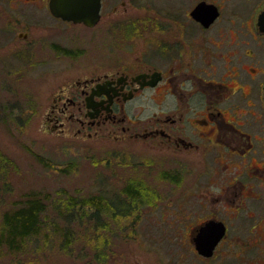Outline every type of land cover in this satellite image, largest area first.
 Listing matches in <instances>:
<instances>
[{"label":"flooded vegetation","instance_id":"af4514ba","mask_svg":"<svg viewBox=\"0 0 264 264\" xmlns=\"http://www.w3.org/2000/svg\"><path fill=\"white\" fill-rule=\"evenodd\" d=\"M263 11L264 0H100L93 26L49 10V35L9 24L20 54L53 74L40 102L47 132L111 153L159 151L172 162L162 181L175 185L191 175L196 209L168 222L178 241L159 264H264ZM79 26L95 34L59 33ZM210 221L224 232L208 249Z\"/></svg>","mask_w":264,"mask_h":264},{"label":"rangeland","instance_id":"374dc122","mask_svg":"<svg viewBox=\"0 0 264 264\" xmlns=\"http://www.w3.org/2000/svg\"><path fill=\"white\" fill-rule=\"evenodd\" d=\"M45 4L46 0H0V154L12 159L6 177L0 180L9 184V189L0 191V216L21 207L22 197L31 192L38 193L47 204L40 238L28 239L24 252L10 251L0 244V264H159L166 257L165 244L178 241L173 233L163 232L168 222L196 209L193 197L187 195L194 188L190 185L192 177H178L177 185L162 181V166L172 162L162 159L159 151L140 146L111 153V147L100 146L103 144L70 143L46 131L40 102L43 105L47 98L46 78L53 74L44 72L48 68L37 65V58L20 54V45L14 41L16 31L9 27L16 22L33 34L49 35L53 20ZM83 28L59 33L95 34L96 27ZM154 109L150 106L151 111ZM260 125L264 126L262 122ZM128 183L137 197L120 196L129 203L127 211L126 203L114 194H124ZM99 194L109 195L114 202L112 211L104 209L101 214L100 223L106 227H96L85 219L73 221L70 229L76 236L66 247L72 250H62L63 237L52 232L61 228L55 225L59 215L54 207L65 210L66 198ZM162 203L170 204L164 209ZM98 242L100 246L94 248Z\"/></svg>","mask_w":264,"mask_h":264},{"label":"trees","instance_id":"16d2710c","mask_svg":"<svg viewBox=\"0 0 264 264\" xmlns=\"http://www.w3.org/2000/svg\"><path fill=\"white\" fill-rule=\"evenodd\" d=\"M12 164V159L0 154V180H4L5 174L9 171V168ZM9 184L5 180L4 182H0V191H5L9 189ZM132 186L128 183L127 187L124 189V194L126 197L135 198L136 192L132 190ZM75 197V196H74ZM74 197L66 198L65 204L62 210L61 207H54V211L59 218L58 222H55L57 227H61L57 231H52L54 234H59L60 237H63L62 244L64 245L63 249H68V252L72 250V248H66L67 246H71L74 241V237L76 236L74 231L70 229V225L73 221H79L81 223L84 219L90 221L91 225H95L96 227L104 228L105 225L100 223L101 214L104 209L111 210L114 208V202H111L110 199L104 194L89 196V197H80V199H76ZM46 199H41L38 193L31 192L22 197L21 207L17 209L10 210L4 212L0 219V244L4 243V245L10 251H25V242L30 238H40L39 234L42 233L43 229L41 228L46 221L47 217ZM79 200V202H77ZM126 201V200H125ZM125 201H123L125 203ZM77 202V203H74ZM102 203L106 206L102 205ZM129 210V203L126 202ZM84 206V207H82ZM85 209H89L90 212L86 213ZM75 213V214H74ZM125 214L122 213L121 215ZM103 215V214H102ZM49 218V216H48ZM26 238V239H25ZM79 238V237H78ZM25 239V240H24ZM99 242L94 248H98ZM24 264L22 261L17 264ZM32 264V263H31Z\"/></svg>","mask_w":264,"mask_h":264},{"label":"water","instance_id":"95a60500","mask_svg":"<svg viewBox=\"0 0 264 264\" xmlns=\"http://www.w3.org/2000/svg\"><path fill=\"white\" fill-rule=\"evenodd\" d=\"M48 10L55 17H60L64 20L72 22H82L85 25L93 26L100 16V0H48ZM198 6L197 9H200ZM216 15V13H215ZM259 23H264V11L259 16ZM214 224V226H213ZM206 229H209L213 233L208 235V239H205L204 232H201V239L199 240L203 246H207L208 249L215 244L218 238L224 232V224L217 221H210L206 224ZM208 231V230H207Z\"/></svg>","mask_w":264,"mask_h":264},{"label":"bare ground","instance_id":"6f19581e","mask_svg":"<svg viewBox=\"0 0 264 264\" xmlns=\"http://www.w3.org/2000/svg\"><path fill=\"white\" fill-rule=\"evenodd\" d=\"M81 200V199H80ZM75 214V213H74Z\"/></svg>","mask_w":264,"mask_h":264}]
</instances>
